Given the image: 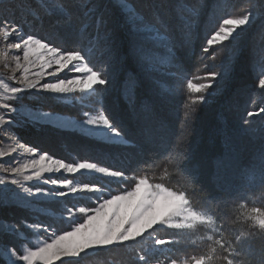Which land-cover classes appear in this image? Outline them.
Listing matches in <instances>:
<instances>
[{"label":"snow or ice","instance_id":"snow-or-ice-1","mask_svg":"<svg viewBox=\"0 0 264 264\" xmlns=\"http://www.w3.org/2000/svg\"><path fill=\"white\" fill-rule=\"evenodd\" d=\"M4 3L5 0H0V5ZM35 3L39 8L30 0H9L10 7L24 10L22 21L0 16V37L3 39L0 48V64L3 65L0 74V136L14 145L7 151L0 149V172L7 174L0 175V207H22L31 214L30 219L21 218L18 222L4 223L0 217V228L5 229L0 236H11L20 242L19 247L0 243V264H80L90 254L124 247L146 238L152 239V252L158 249L171 252L172 246L176 245L189 251L182 253L183 258L166 256L163 260L157 258L153 261L151 252L142 249L144 254L137 257L136 264H264V207L236 203L248 200L246 194L193 199L197 190V169L190 166L188 128L195 106L207 103L216 82L228 76L229 69L223 62L220 71H206L203 76L186 79L182 146H165L162 155L141 160L137 169L146 172L149 165L164 159L169 168L183 177L181 187L174 188L169 184L171 174L168 169H164L156 182V177L150 178L147 174L129 176L124 169L103 166L89 158L66 161L21 142L14 130L25 124L36 128L75 129L86 137H99L113 146L139 148L140 151L145 150V145L154 149L163 141L150 134L143 138L142 145H138L103 108L102 95L111 79L106 70L90 66L91 49L82 47L79 41L87 28L94 27L97 31L95 46L101 41L105 46L108 44L110 32L100 35V29L106 27V20L99 0H35ZM119 6L125 10L132 52L140 65L149 73L166 65L174 69L168 74L179 83L184 78V68L171 38L173 28L165 0L152 5L157 14L151 18L139 15L127 0H119ZM175 8L180 18L182 46L190 47L199 12L185 16L178 0ZM42 13L56 18L53 33L39 36L34 31L26 32V28L41 19ZM80 13H83L82 17ZM254 15L249 9L243 14L222 19L206 37L200 59L207 57L215 61L218 58L215 48L236 40L253 23ZM81 19L89 23H84L77 33L75 25ZM160 49L166 53L163 59ZM261 72L258 86L264 89V68ZM194 80L203 82L194 83ZM76 94L81 105L80 119L61 118L52 111L41 109L46 99ZM27 96L33 103L26 106L20 101ZM128 100L130 104L133 102L134 92L128 94ZM143 111L144 118L151 119L152 106L145 105ZM261 114H264V107L247 111V118L242 122L244 130H251L250 118ZM261 139L264 140V130ZM23 156L27 158L23 159ZM8 157L12 160L9 161ZM21 159L23 162H19ZM5 163L8 166H4ZM85 173L108 184L77 182V174ZM251 176L264 187V147L259 167L251 170ZM112 184L119 185V190L111 188ZM70 197L86 199L94 206L76 203L69 206ZM250 203L255 205L257 201L251 200ZM232 204L236 206L230 210ZM49 205L63 206L60 220L67 221L69 230L55 229L51 223L44 224L40 217L46 214ZM158 230L167 233V238L155 235ZM34 237L43 239L33 243Z\"/></svg>","mask_w":264,"mask_h":264},{"label":"trees","instance_id":"trees-1","mask_svg":"<svg viewBox=\"0 0 264 264\" xmlns=\"http://www.w3.org/2000/svg\"><path fill=\"white\" fill-rule=\"evenodd\" d=\"M256 1L257 4L254 6L253 0H178L185 16L190 17L193 12H199L198 23L193 26L192 44L190 47H185L182 46L183 38L179 29L180 18L176 15V0H165L167 15L173 28L171 38L176 45V55L184 68V78L177 83L168 74L174 69L166 65H161L159 71L151 73L140 65L132 52L130 26L126 23L124 10L113 3V0H99L106 20L105 31L110 32L108 44L105 46L101 41L99 46H95L94 38L97 36V31L94 27L87 28L83 36L79 37V41L82 47L91 49L90 65L94 69L101 66L111 79V83L102 95L103 108L114 122L123 126L129 138L138 145H142L143 138L150 134L156 136L158 141L162 139L163 142L154 149L145 145V150L140 151L139 148L113 146L66 130L36 128L29 130L30 136L33 134L32 139L44 138L47 145L50 142L54 143L55 140L59 141L55 148L48 149V152L52 151L58 158L66 160L75 157L89 158L92 161L104 162L116 169H124L129 176L147 174L150 178L156 177V182H159L158 178L163 175L164 169H168L171 174L169 184L174 188L181 187L183 177L169 168L164 159L149 165L146 172L137 169L141 160L162 155L165 146H182L184 137L181 135V128L186 110V79L203 76L206 71H220L223 62L229 69L228 76L216 82L210 90L212 95L209 96L207 103L195 106L196 111L191 117L188 128L190 166L197 169L195 181L197 190L193 194V199H203L205 196L219 199L246 194L248 200L236 203L244 202L249 203V207H264V187L251 176V170L259 167L261 149L264 147V140L261 139L264 114L250 118L251 130L246 131L242 127L243 120L247 118V111H258L259 108L264 107V101L261 100L264 97V89L258 86L261 69L264 68V59L260 54L262 50L264 51V43H260L264 40V18L258 22L254 21L256 29L253 28L248 38L241 40L235 50L217 46L215 51L218 58L215 61L207 57L200 59V50L206 37L222 19L243 14L251 8L260 12L264 10V0ZM127 2L141 16L151 18L157 14V10L152 5L159 0H127ZM79 15L82 17L83 13ZM50 19L38 23H41L38 32L43 33V36H49L54 31L56 20L52 22V18ZM84 23L89 22L85 19L77 21L75 25L77 33ZM102 33L100 29V34ZM158 51L161 58H165L166 53L162 49ZM232 52L234 56L231 58ZM204 65L207 67L205 68ZM195 82L203 81L194 80ZM160 85L164 87L161 88ZM130 92H134V100L131 104L128 100ZM145 105L152 106L153 115L148 120L144 118ZM251 200H256L257 203L253 205L250 203ZM235 206V204L230 205V210ZM155 235L159 238H167V233L163 230H158ZM172 248L171 252L167 249L150 251V259L163 260L166 256L183 258L182 253L189 251L181 245ZM98 253L89 255L83 262L80 261V264H136L137 261L127 248L110 253Z\"/></svg>","mask_w":264,"mask_h":264},{"label":"rangeland","instance_id":"rangeland-1","mask_svg":"<svg viewBox=\"0 0 264 264\" xmlns=\"http://www.w3.org/2000/svg\"><path fill=\"white\" fill-rule=\"evenodd\" d=\"M30 2L34 3L35 6L37 8H39V4L35 3V0H30ZM116 3L119 6V0H113V3ZM129 3V2H128ZM130 4V3H129ZM257 1L253 0L252 5L256 6ZM124 10V9H123ZM251 10L254 12V20L253 23H251L249 26H247L241 33L239 36H237L236 40L232 41L231 43L226 42L225 46L222 48H227L230 50L231 48H235L239 46L241 40L248 38V36L250 35V31L256 27L254 26V21L257 20L260 21L261 18H264V10L262 12H260L258 9H254L251 8ZM248 11V10H246ZM245 11V12H246ZM125 12V10H124ZM138 14L140 15V13L138 12ZM260 15V17H259ZM0 16H5V17H10V18H15L17 21H22V18L24 16V10L23 9H16L13 7L9 6V0H5V3L3 5H0ZM259 17V18H258ZM50 18H52V22L54 20H56L55 17H49L47 15H44L43 13L41 14V19L37 20L35 22V24L31 25L29 28H26L25 31L26 32H30V31H34L37 35L39 36H43V33H39L38 32V28L41 27V23L38 24L39 22H43V21H49L51 20ZM56 23V21H55ZM54 23V24H55ZM44 26V25H43ZM81 27V26H80ZM83 27V26H82ZM37 28V30H36ZM105 28H102V32L104 33ZM102 33V34H103ZM100 34V35H102ZM260 43H264V40H262ZM259 43V47L261 48ZM3 47V39L2 37H0V48ZM264 48V47H263ZM264 51L262 50V52L260 53L263 56L264 59ZM219 54V53H218ZM221 54V53H220ZM234 56V53H231V58ZM91 66V65H90ZM96 70H103L101 66L97 67ZM3 73V65L0 64V74ZM244 97L242 96V99ZM262 101H264V97H262L261 99ZM20 103L24 104V105H30L31 103H33L32 98L30 96H27L25 99L21 100ZM51 105V106H49ZM41 109L43 111H52L54 114L58 115L61 118L64 117H68V118H72V119H80L82 118V114H81V105H80V101L78 99V94L76 95H69L67 97H63L60 99H56V98H49L46 99L45 101L42 102L41 104ZM77 109V111H75ZM85 111H88V108H84ZM94 114V112H93ZM32 129H36V127H33L29 124H25L21 127L16 128L14 131L16 132V134L19 136V139L21 142L27 144V145H31V146H35L40 150H46L48 151V149H52L55 148L56 145L59 144V141L55 140L54 143H49V145L45 144V139L43 137V139L40 138H35L32 139L33 134L30 136V131ZM43 129H56L53 126H46L43 127ZM66 131H72V132H76L79 133L77 130L75 129H68ZM81 135H83L82 133H79ZM94 138L98 141L107 143L105 141H103L101 138L99 137H91ZM28 139V140H27ZM55 145V146H53ZM14 145H12V143L10 141L5 140L2 136H0V149H3L5 151L9 150L11 147H13ZM51 154H53L55 156V154L52 151H49ZM57 157V156H56ZM94 157L96 158V156L94 155ZM27 156H23V159H26ZM58 158V157H57ZM60 158V157H59ZM80 157H75V158H71L69 160L66 161H71L73 159H78ZM23 159H21L19 162H23ZM8 160H12V157H8ZM96 162V160L94 161ZM103 166H108L106 163H102L100 162ZM4 166H8V163H5ZM0 175H7L3 172H0ZM77 182H97L100 184H108L107 181L102 180L96 176H91L87 173L80 175L77 174V176L75 177ZM112 186V188L114 190H119V185H110ZM10 187H15V186H10ZM68 202H69V206L72 203H76L78 205H82V206H94L93 204L89 203L88 200H80L79 198H68ZM39 206V205H38ZM63 206H58V205H49L46 208V214L42 217H40V219H42L44 221V224H49L51 223L53 225V227L55 229L58 230H69L68 226H67V221H62L60 220V215L62 212ZM66 215V214H65ZM0 217L3 218V222L7 223V222H18L21 220V218H31V214L27 211H25L22 207H16V206H8V207H0ZM5 231V229L0 228V232ZM25 231H27V229H25ZM57 234H59V231L57 232ZM37 239H43V237H39V238H33V243L37 242ZM0 243H7V244H15L17 245V247H19V241L16 240L15 238L11 237V236H0ZM133 243V244H132ZM123 248H127L130 250L131 255L133 256V258H135L137 260V257L139 255H142L143 251L142 249H148L149 251H151L152 249V239L150 238H146L143 241L140 242H130L127 246L124 247H117V248H113L110 250H105V251H100V252H104V253H110L112 251H116V250H120ZM97 254V253H95ZM99 254V253H98ZM90 255H94V254H90ZM88 257V256H87ZM87 257H85L83 260H81V262H83Z\"/></svg>","mask_w":264,"mask_h":264}]
</instances>
